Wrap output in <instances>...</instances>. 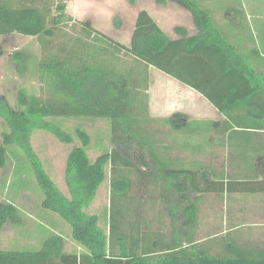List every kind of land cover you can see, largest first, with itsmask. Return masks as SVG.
<instances>
[{"label":"trees","instance_id":"trees-1","mask_svg":"<svg viewBox=\"0 0 264 264\" xmlns=\"http://www.w3.org/2000/svg\"><path fill=\"white\" fill-rule=\"evenodd\" d=\"M66 1L0 0V36L35 37L41 51L39 94L22 85L14 105L0 96V169L10 154L6 146L20 148L42 193L41 208L60 217L44 212L42 221L53 228L35 243L0 246V264H264V245L244 249L235 235L220 234L217 224L202 234L198 208L204 195H228L236 185L254 190L250 174L257 171H234L233 165L264 162V74L222 36L210 12L195 0H155L188 10L197 30L193 35L183 31L172 39L139 10L127 44L75 19L66 12ZM12 60L22 73L23 51L16 50ZM150 66L200 92L222 120L184 122L188 117L182 112L151 117ZM52 117L108 119L111 149L90 159L89 132L66 131ZM195 121L206 124L192 125ZM35 130L63 144L79 142L65 157V192L32 147ZM107 166L106 227L89 207L107 179ZM237 174L245 181L236 180ZM141 191L151 206H160L155 218L139 217L146 206ZM23 219L13 201L0 200V231ZM65 232L75 244L71 250L65 248Z\"/></svg>","mask_w":264,"mask_h":264},{"label":"crops","instance_id":"crops-1","mask_svg":"<svg viewBox=\"0 0 264 264\" xmlns=\"http://www.w3.org/2000/svg\"><path fill=\"white\" fill-rule=\"evenodd\" d=\"M116 1L67 0L66 12L77 20L90 22L94 28L109 35L110 27L113 26L112 21L95 18L106 10L108 16L109 14L114 16L116 5H118ZM195 1L210 12L213 23L219 28L222 36L235 47L236 51L247 56L255 69L264 74V0ZM123 4L127 5V8L135 6L136 14L139 10H146L172 39L179 38L183 31H186L187 35H193L197 31L190 12L173 1L158 4L155 0H136L131 4L128 0H124ZM132 29L133 27L129 31L130 35ZM111 31L118 30L111 29ZM129 34L125 42H129L127 41L130 40ZM153 69H156V76L154 75L152 85L150 72ZM161 82H165L168 88L169 86L173 87L175 98H177L176 103L169 102L167 104V101H162L158 96V88H163ZM147 92L150 116L153 118H163L171 111L185 113L188 119L183 120L184 122L202 119L220 121L223 118L200 92L152 66L149 67ZM155 130L160 131V129ZM233 169L234 171L256 170V175L250 174L251 179H255L250 185L254 190L246 189L245 185H236V190L228 195L201 196L198 205L201 218L199 227L204 231V229L217 224L220 234L235 235L242 248L254 249V244L264 245V162L260 158L250 164L234 162ZM237 177L236 180L246 179L245 175L238 176L237 174Z\"/></svg>","mask_w":264,"mask_h":264},{"label":"rangeland","instance_id":"rangeland-1","mask_svg":"<svg viewBox=\"0 0 264 264\" xmlns=\"http://www.w3.org/2000/svg\"><path fill=\"white\" fill-rule=\"evenodd\" d=\"M116 2H118V5H116L114 16L111 14L108 16V11L106 10L99 13L98 17L95 15V19L112 21L111 23L114 28L113 26L112 28L110 27L109 35H112V38L115 40L127 44L128 42L125 41L128 38L129 31H131V28L133 27L136 9L135 6L127 8V5L123 4L124 0H117ZM115 16H118L119 18V28L118 26L116 27L114 25L116 20ZM111 29H117L118 31H111ZM0 44L3 47V52L0 55V96L5 97L11 105H14L16 91L22 85H25L30 93L39 94L40 84L36 76V66L41 51L37 39L35 37H26L17 34L5 35L0 36ZM16 50L23 51L25 55L26 65L22 73L16 71L12 60L13 53ZM155 70L156 69H153L150 72V81L152 82V85L154 81V75L156 76ZM161 84L163 88H158L157 90V94L161 97V100L167 101V104L169 102H172V104L176 103L175 101L177 98H175L176 95L172 89L173 87H166L168 85L165 82H161ZM179 103H181V101H179ZM173 113L174 112L171 111L167 116L160 119H165ZM50 119L58 123L66 131L73 132L77 127L87 130L91 136L88 154L92 160L101 152L110 150L112 147L110 143V122L108 119L92 117H52ZM195 122L196 123L192 125L204 126L206 124L202 121ZM158 123L162 124L166 122L164 121ZM151 127L154 128V125ZM3 129L4 123L0 118V131ZM168 137L170 138V147L174 148V140H172L171 136ZM166 141L167 140L164 142ZM77 143H79L77 139H75L72 144L60 143L52 134L44 130H35L31 138L32 147L43 161L47 173H49L52 179L56 181L58 186L64 192L66 191L63 180L65 157L70 146ZM192 143L193 140L188 139V144L190 146H192ZM187 147H184L186 148L185 150H187ZM6 148L8 149V154H10L6 166L3 169H0V200L13 201L22 210L24 219L21 225L9 223L4 226V228L0 231V246L8 247L16 241L20 244L26 242L35 243L38 241L40 234L42 237L46 230L48 231L53 228V226L47 225L44 221H42L41 218L45 216L44 212L47 214L50 213L48 214L50 217H52L51 214L57 216L58 218L60 217L50 210L41 208L40 201L42 199V193L36 183L34 175L32 174L31 167L21 149L14 145H8ZM10 150H12V152ZM133 150H136V146H134ZM106 173L107 179L101 184L97 197L89 207V211L92 213H98L99 216L102 217V224L107 227L109 209L108 166ZM140 196L142 197L141 201H145L146 206L140 209L141 211L139 217L142 219L150 217L155 218L158 216V210L160 209V206H151V202L147 199L148 197L147 195L145 196L143 191L140 192ZM48 218L49 217L46 219ZM43 225H45L44 227H46V229L43 227ZM35 226H37V228ZM203 233L206 232L203 231L202 234ZM63 235L65 236L66 240V250L75 248V244L73 243L70 235L67 232L63 233Z\"/></svg>","mask_w":264,"mask_h":264}]
</instances>
